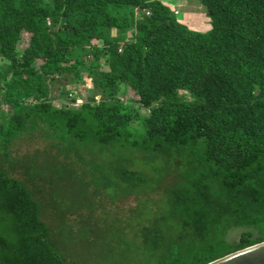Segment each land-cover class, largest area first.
Here are the masks:
<instances>
[{
  "label": "trees",
  "instance_id": "obj_1",
  "mask_svg": "<svg viewBox=\"0 0 264 264\" xmlns=\"http://www.w3.org/2000/svg\"><path fill=\"white\" fill-rule=\"evenodd\" d=\"M197 1L206 32L159 0H0V264H77L82 241L111 236L116 264H210L264 243V0ZM40 134L85 188L157 194V210L132 227L99 205L103 221H54L13 146Z\"/></svg>",
  "mask_w": 264,
  "mask_h": 264
},
{
  "label": "rangeland",
  "instance_id": "obj_2",
  "mask_svg": "<svg viewBox=\"0 0 264 264\" xmlns=\"http://www.w3.org/2000/svg\"><path fill=\"white\" fill-rule=\"evenodd\" d=\"M159 1L170 2V0ZM181 1L182 0H171L174 5L181 4ZM172 3H170V5ZM198 3L200 2L197 1L193 4ZM193 4L185 8V10H191V13H188L190 14L187 18L188 20L186 19L188 21L187 24L190 25L191 30H203L204 28L205 31H208L211 25V21L207 15L205 7H194ZM194 10L197 14H193ZM177 18L179 19V22L184 23L182 15ZM81 88H83L84 91L81 94H78L76 98L80 99L88 97L92 85H85ZM56 94H58V92H56ZM97 99L100 98L98 97ZM122 99H124L126 102H130L135 100V96L133 95L131 90H127L123 91ZM82 102L83 100L80 101V103ZM148 113V109H144L143 111H141V114L143 115H148ZM49 142V147H47V140L43 137V135L40 134L34 140H29V138L24 136L21 140L16 141L13 146L18 155L22 156L25 153L30 152L26 155L27 157L24 161H22V163H24L27 168V177L29 180H31V175L33 177H39L38 180H40L41 183L44 185L41 188L44 189V187L47 186L45 200H47L48 202V215L51 216L54 221H59L60 219H62V213L61 211H59V209L64 210L66 215H68V220L66 221L71 220L73 224L71 226H73L74 228L77 227L75 226V224H77V222L79 221H89V219H93V222H100V220L103 221V219L94 218L92 215L93 211L96 208V205H99V207L102 208H100V210L96 213V216L105 218L107 222L119 219L124 221L125 223H129V227H132L138 221L141 222L140 225L145 224L143 218H147V208L157 210V206L155 204L149 206V199L152 201L159 200V195L157 194L146 196V194L143 193L141 196H130L125 199L122 198L124 192H122L123 190H121L120 187H113L111 185V187L103 188L102 190H99L97 186L90 190L85 188L81 182V179L78 178L77 175L72 174V167L70 166L71 163H69V161L64 157L59 156L57 150L51 152L52 150L50 149V144L61 145L60 141L53 140V138H51ZM2 149L3 146L0 145V153L2 152ZM40 149H42L41 152H38L37 154H33L31 156V154L35 150ZM135 157L139 159V157L141 158V154H135ZM141 163L142 167H139L140 164L137 162L133 168L135 170H141L146 175H153V179L159 176L157 174L156 169L154 168L155 163L143 164V161H141ZM157 166L159 168L161 165L157 164ZM173 177L174 175H172L170 179L165 182L164 185L169 184L172 181ZM152 185L149 186L153 187ZM37 187L40 186L37 185ZM146 188L149 187L145 186L141 190L146 191ZM160 191H163V188H161ZM138 213H142L143 218H138ZM108 225L109 224H106V227ZM69 228L70 227L68 226L67 230H69ZM135 229H132V231H130L128 236L129 240L133 239V233L135 232ZM232 232L233 233L230 235L229 239L230 241H236L241 231L233 230ZM113 238L114 237L111 236L104 237V240L97 239L95 241V244L92 245L84 244V241H82V244H79L78 246L77 252H73L76 263L116 264V259L114 258L115 255L117 253L122 254L121 251L123 252L124 249L121 250L120 247L115 245V243L114 245L108 244Z\"/></svg>",
  "mask_w": 264,
  "mask_h": 264
},
{
  "label": "water",
  "instance_id": "obj_3",
  "mask_svg": "<svg viewBox=\"0 0 264 264\" xmlns=\"http://www.w3.org/2000/svg\"><path fill=\"white\" fill-rule=\"evenodd\" d=\"M210 264H264V243L236 252Z\"/></svg>",
  "mask_w": 264,
  "mask_h": 264
},
{
  "label": "crops",
  "instance_id": "obj_4",
  "mask_svg": "<svg viewBox=\"0 0 264 264\" xmlns=\"http://www.w3.org/2000/svg\"><path fill=\"white\" fill-rule=\"evenodd\" d=\"M197 2V0H182L180 3L181 4H176V5H174L172 2H171V0H170V2L169 1H167V2H163L166 6H168L172 11H174V10H177V11H179V16L180 15H182L183 16V19H184V24H187L188 23V16L190 15V14H188V13H191V10H189L188 11V9H186L185 10V8L187 7V6H190V5H192L193 3H196ZM199 2V1H198ZM170 3H172L171 5H170ZM199 4V5H198ZM198 4H193V6L195 7V6H201L202 8H203V5L201 4V3H198ZM201 8V9H202ZM181 13V14H180ZM193 14H197V13H195V10H194V13ZM193 14H191V15H193ZM187 19V20H186ZM188 25V24H187ZM189 27H190V25H188ZM197 26H198V24H197ZM211 29V26H210V28H209V30ZM197 31H202V32H206L205 31V29L203 28V30H197Z\"/></svg>",
  "mask_w": 264,
  "mask_h": 264
},
{
  "label": "clouds",
  "instance_id": "obj_5",
  "mask_svg": "<svg viewBox=\"0 0 264 264\" xmlns=\"http://www.w3.org/2000/svg\"><path fill=\"white\" fill-rule=\"evenodd\" d=\"M174 12L177 14V16L179 17V11L174 10ZM211 26V25H210Z\"/></svg>",
  "mask_w": 264,
  "mask_h": 264
},
{
  "label": "bare ground",
  "instance_id": "obj_6",
  "mask_svg": "<svg viewBox=\"0 0 264 264\" xmlns=\"http://www.w3.org/2000/svg\"><path fill=\"white\" fill-rule=\"evenodd\" d=\"M73 94V93H72ZM73 97V96H72Z\"/></svg>",
  "mask_w": 264,
  "mask_h": 264
}]
</instances>
